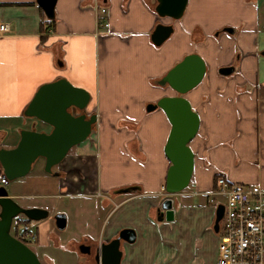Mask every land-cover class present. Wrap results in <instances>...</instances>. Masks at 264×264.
Listing matches in <instances>:
<instances>
[{"label":"crops","instance_id":"0c3cea01","mask_svg":"<svg viewBox=\"0 0 264 264\" xmlns=\"http://www.w3.org/2000/svg\"><path fill=\"white\" fill-rule=\"evenodd\" d=\"M155 4L57 0L48 25L35 0H0V16L11 27L0 36V119L21 128L35 121L37 130L48 131L46 123L22 114L38 86L63 77L87 90L95 131L53 167L58 176L51 174L57 195L79 205L71 215L87 216L77 221L79 243L99 244L129 227L135 240L121 243L120 264H216L219 235L207 193L217 176L264 188V0H188L177 20L159 17ZM97 6L106 7L108 27L97 26ZM158 22L171 23L173 32L156 46L150 33ZM193 52L206 64L200 83L185 94L200 118L189 142L193 172L186 188L167 195L170 123L161 109L147 112L145 106L175 94L156 81ZM223 66L233 71L221 75ZM0 130L2 147L16 144L18 138ZM126 187L134 188L120 192ZM166 197L171 221L157 219ZM86 199L98 200L102 209H87ZM69 248L78 254L77 246ZM84 258L80 264H96Z\"/></svg>","mask_w":264,"mask_h":264},{"label":"water","instance_id":"95a60500","mask_svg":"<svg viewBox=\"0 0 264 264\" xmlns=\"http://www.w3.org/2000/svg\"><path fill=\"white\" fill-rule=\"evenodd\" d=\"M35 1L47 19L55 18L57 0ZM187 2L188 0H156L154 10L159 17L177 20L183 15ZM224 30L233 31L230 27H225ZM172 32L171 23L158 22L150 33L151 42L159 46ZM205 71L206 64L198 53L184 55L156 81L160 86H169L175 94L161 96L154 103L150 102L145 106L147 112L161 109L170 123L164 145L165 156L170 162L164 182L167 195L186 188L192 176L194 152L189 142L198 131L200 118L185 94L200 83ZM232 71V66L218 69L221 75H228ZM89 100L87 90L73 85L63 77L39 85L22 114L46 123L50 129L37 130L34 121L29 128L20 129L19 139L14 146H0V166L8 180L28 173L38 158L43 159L45 172L58 176L59 172L53 170V167L73 146L89 138L95 131L97 115L94 111L87 112ZM133 188H122L120 192ZM223 211L224 205L219 203L214 213L215 232L218 231ZM19 215L28 220H42L48 216V211L40 207L20 206L8 195L5 187L0 185V264H42L35 251L11 233L12 221ZM53 219L57 229L65 228L64 213L54 214ZM157 219H173L172 201L169 197L164 198L157 208ZM134 240V229L122 228L114 238L100 243L94 257L96 264H120L121 243H132ZM79 249L83 252L87 247L80 245Z\"/></svg>","mask_w":264,"mask_h":264},{"label":"built area","instance_id":"2783aa9c","mask_svg":"<svg viewBox=\"0 0 264 264\" xmlns=\"http://www.w3.org/2000/svg\"><path fill=\"white\" fill-rule=\"evenodd\" d=\"M96 12L97 26L108 27L106 20L99 19L107 13L106 7L97 6ZM10 32V24L0 16V36ZM7 183L8 178L1 172L0 184ZM207 194L215 208L219 203L224 205L217 231L216 264H264V188L258 184L233 183L220 174L216 187ZM17 235L26 242H34L37 237L33 226L27 222Z\"/></svg>","mask_w":264,"mask_h":264},{"label":"rangeland","instance_id":"374dc122","mask_svg":"<svg viewBox=\"0 0 264 264\" xmlns=\"http://www.w3.org/2000/svg\"><path fill=\"white\" fill-rule=\"evenodd\" d=\"M105 15H100L99 19L104 21L103 16ZM0 128L7 131L9 137L12 135L13 140L19 139V131L23 129L20 127V122L8 119H0ZM71 150H74V148ZM53 180L51 174L44 171L42 158H38L28 173L13 180H8V183L4 185L7 193L22 195L14 199L20 206L27 207V205L34 204L32 206L48 211V216L42 220L24 221L23 216L19 215L18 220L15 221L16 217L12 221L11 233L16 234L15 230H20L23 223L27 222L39 233L36 241L28 242V245L35 251L42 264H59V261L62 264H80L78 258L83 260L84 257L88 256L81 254L79 251L78 256L71 254L69 247L79 244L83 231L82 228L80 230L77 221L83 220L87 216L84 213L78 216L71 215L79 205L72 204L73 201L68 200L69 198L63 195H57L61 191L52 186L53 182L51 181ZM83 204L87 209L97 211L102 209L98 200L86 199ZM56 213H64L69 216V222L63 230L57 229L54 225L53 215ZM72 219H74V222ZM58 243L61 244L60 251L55 247Z\"/></svg>","mask_w":264,"mask_h":264},{"label":"flooded vegetation","instance_id":"af4514ba","mask_svg":"<svg viewBox=\"0 0 264 264\" xmlns=\"http://www.w3.org/2000/svg\"><path fill=\"white\" fill-rule=\"evenodd\" d=\"M1 131V130H0ZM0 143H1V140H0ZM0 146H1V144H0ZM14 146V145H13ZM12 147V146H11ZM2 172V169H1V166H0V173ZM1 185V184H0ZM18 238V237H17ZM114 238V237H113ZM21 240V239H20ZM108 240H110V239H108ZM107 240V241H108ZM23 242H25L27 245H28V242H26V241H23ZM102 242H105V241H102ZM101 242V243H102ZM80 245H84V246H86L87 247V250H85V251H80V249H79V246ZM99 245H100V243L99 244H95V245H93L91 242H80L78 245H77V248H78V251L81 253V254H83V255H86V256H88L90 259H92V260H94V262L96 263V261H95V253H96V251H97V249L99 248ZM29 246V245H28Z\"/></svg>","mask_w":264,"mask_h":264},{"label":"trees","instance_id":"16d2710c","mask_svg":"<svg viewBox=\"0 0 264 264\" xmlns=\"http://www.w3.org/2000/svg\"><path fill=\"white\" fill-rule=\"evenodd\" d=\"M42 13H43V12H42ZM43 17H44L45 22L48 23V25H50V24H52V23L54 22V19L49 20V19H47V18L45 17L44 14H43ZM22 216H23V215H22ZM23 218H24V219H23ZM23 218H22V219H23L24 221H28V219H26L25 216H23ZM18 219H19V216H17V218L15 219V221L18 220ZM22 219H21V220H22ZM19 221H20V220H19ZM15 232H16V234H13V233H12V234H13L14 236H16V237H18L19 239L22 240V238L19 237V236L17 235V231H16V230H15Z\"/></svg>","mask_w":264,"mask_h":264}]
</instances>
